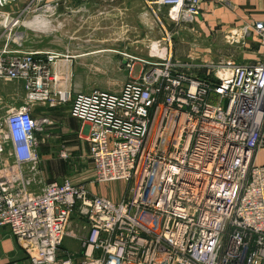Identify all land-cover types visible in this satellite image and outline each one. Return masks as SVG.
<instances>
[{
    "label": "built area",
    "instance_id": "2783aa9c",
    "mask_svg": "<svg viewBox=\"0 0 264 264\" xmlns=\"http://www.w3.org/2000/svg\"><path fill=\"white\" fill-rule=\"evenodd\" d=\"M203 1L144 0L154 13L169 8L175 22L201 16ZM46 3L42 10L54 14L57 1ZM249 29L264 45V23ZM171 57L142 60L119 91L72 94L65 72L61 81L51 71L58 53L0 52V78L23 81L28 92L0 122V227L31 264H74L57 251L75 212L87 231L81 264H264V166L254 164L264 143V60L201 77ZM46 99L69 101L70 115L89 124L93 180L125 181L122 199L37 177L36 131L48 119L34 117L30 101Z\"/></svg>",
    "mask_w": 264,
    "mask_h": 264
},
{
    "label": "rangeland",
    "instance_id": "374dc122",
    "mask_svg": "<svg viewBox=\"0 0 264 264\" xmlns=\"http://www.w3.org/2000/svg\"><path fill=\"white\" fill-rule=\"evenodd\" d=\"M84 1H89V8L86 11L82 7L75 12L79 19L74 22L75 24L71 29V34L77 38V40L71 41L73 44V52L71 53L77 55L74 60L78 65L77 71L73 72L71 76L69 75L72 94L82 90L94 89L119 91L126 81L138 77L143 65L142 60L163 62L169 58L170 53L173 56L171 62L176 65V69L183 67V70L188 73L201 77H209L213 73L216 76L223 75L227 70L222 66L228 60L239 62L241 59L246 60L251 55L247 52L249 48L245 49L242 39L238 37L226 41L224 38H221L222 40L210 39V41H207L208 39L202 40V37L199 39L200 34L195 35V29H193L196 21L193 23L182 20L175 22L170 19V11L167 7H160L154 13L144 0H103V3H99L98 6H96L95 0ZM2 9L4 8L0 7V15L2 12L5 15ZM14 10L15 13L4 16L5 22L7 18H14L13 22L16 19L18 21L7 29L9 33L5 43L7 45L2 49L6 48L7 51L12 52L15 50H32V48H50L51 50L52 47H55L53 51L59 54V58H63L62 55L68 53L63 50L64 42L52 40L51 37L50 39L39 40L40 38L36 36L34 30L40 27L28 25V22L33 20L36 15L33 11L18 15L16 14L17 9ZM83 11H85V15L82 18L81 12ZM103 11L104 13H102ZM54 16L51 13V17ZM47 18L49 19V17ZM55 22L47 21L44 30L50 34L66 33V31L69 33L68 27L60 24L58 19ZM97 38L101 40L98 41ZM256 43L250 42L253 47L257 45ZM127 54L131 58V60L129 58L131 67H123L122 65L120 67L122 58H127ZM1 80L7 84L9 93L8 109L5 111L7 113L10 108L19 107L23 104L28 92L23 87V81L5 78H1ZM51 97L54 98V96ZM58 100L59 96L57 95ZM39 103L50 104L51 101L48 99L42 102L30 101V104ZM65 104L68 105H65L66 107H69V101ZM45 124L51 127L55 125L54 121L49 118ZM41 132L36 131L39 139L36 151L39 158L42 156V152L46 151V142L39 137ZM61 139L58 137L57 140H54L56 152L53 154L51 167L44 169L47 176H42L46 180L51 177L58 180L65 178L72 182L84 180L86 172L89 170L86 168L87 162L77 157L79 154L76 152L79 150L77 145L70 146V142L65 143ZM36 168L37 177L41 178L39 171L43 170L40 168V164ZM29 174L31 175V171ZM108 186L118 193L122 191H126L124 195L129 193L128 184L125 181H112L108 183Z\"/></svg>",
    "mask_w": 264,
    "mask_h": 264
},
{
    "label": "crops",
    "instance_id": "0c3cea01",
    "mask_svg": "<svg viewBox=\"0 0 264 264\" xmlns=\"http://www.w3.org/2000/svg\"><path fill=\"white\" fill-rule=\"evenodd\" d=\"M0 1V7L4 8L2 10H4L5 15L15 13L14 9H17L16 14L18 15L20 13L26 14L28 13L27 9L30 8L31 11L36 14L33 19L34 27H40L39 29L34 30L36 32V36L40 38V41H42L41 39H50L51 37L52 40L64 42L63 50L68 53L62 55L64 57L59 58L56 64L51 65V71L53 73L59 74L61 81L63 80L62 73L65 72L66 77L71 84L69 77L78 69L76 60H74L77 55H73L71 53L73 52V44L71 41L77 40V38L71 34V29L75 24L74 22L79 19L75 12H77L79 9H82V7L84 8L83 10L87 11V8H89V1L55 0L57 1L58 5L54 11V17H51V14L42 10V7L47 5L46 2L54 0ZM4 1L5 3H2ZM228 1V4L225 5L213 2L212 0H204L202 2L201 16H196L192 21V23L196 21V24L193 26V29H195L194 31L196 33L195 35L198 36L200 34L199 39L202 37V40L208 39L207 41H210V39L219 40L221 38H224L226 41L227 39L231 40V38L236 37L242 39L244 48H249L247 52L251 53L253 56L251 57V55H249L246 60L241 59L239 62H232L252 63L256 60H264V47H262L264 45L261 44L260 38L251 29H249L247 32H244V26L249 22L264 23V0ZM101 2L103 3V0H95V3L97 4L96 6H98V4ZM84 12L85 11L81 12L82 18L85 15ZM102 13H104V11ZM5 15H3V12L0 15V52L3 50L2 48L7 45L5 44L9 36L7 29L13 25L12 22H10V19L5 22ZM47 17H49V19ZM57 19L59 20L60 24H64L66 27H68L69 33L66 31V33L50 34L44 30V27L46 26L45 23H47V21L53 23ZM239 32L242 34L240 35ZM96 40L99 41L101 39L97 38ZM250 42H257V45L253 47ZM53 49H55V47H52L51 50L50 48H32V50L37 51H53ZM128 60L129 58H122L120 67L121 65L123 67H127V63L129 62ZM230 61L231 60H228L226 63L228 64ZM8 95L9 93L7 84L4 83V81L0 78V121L4 118L6 114L5 111L8 109ZM211 97L213 101H215L217 98L216 95H211ZM65 105L67 104L51 106L50 104L39 103L32 105L30 108L34 117H44L46 119L49 118L55 123L53 127L46 125V128L44 127L42 132L39 134V137L46 142V151L42 152L39 162L40 168H42L43 171H39V175L43 180H46V178H44L42 175L47 176L44 172V169L46 170L47 168L51 167L50 163L53 159V154L56 152L54 140H57V138L60 137L65 143L70 142V146L77 145L79 148V150H76V152L79 153L77 157L84 159V161L87 162L86 168L89 170L86 172V178L84 180H76L74 182L76 184L85 186L90 194L102 195L114 201L122 199L125 192L122 191L118 193L116 190L114 191L108 186V183L110 182L96 183L93 180V169L88 163L86 157L89 153V124L72 117L69 112L70 105L69 107H66ZM254 164L257 166H264V143L261 144L254 154ZM51 179L58 180L54 177H51L47 181ZM83 224L84 220L75 212L71 216L70 223L67 227V234L65 235L62 244L58 248L57 257L59 260H64L69 256L73 258L72 260L74 264H81L85 260V246L83 245V241L87 231L82 228ZM0 264H31L20 242L5 227H0Z\"/></svg>",
    "mask_w": 264,
    "mask_h": 264
},
{
    "label": "bare ground",
    "instance_id": "6f19581e",
    "mask_svg": "<svg viewBox=\"0 0 264 264\" xmlns=\"http://www.w3.org/2000/svg\"><path fill=\"white\" fill-rule=\"evenodd\" d=\"M34 24V22H33V20L32 21H29L28 22V25H33ZM154 47V46H153ZM161 48V47H160ZM160 50V49H159ZM163 52V51H162ZM152 53V52H151Z\"/></svg>",
    "mask_w": 264,
    "mask_h": 264
}]
</instances>
